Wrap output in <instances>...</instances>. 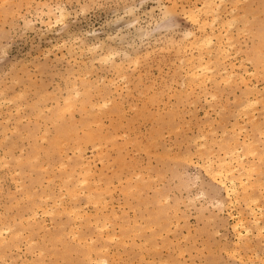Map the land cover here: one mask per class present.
<instances>
[{
	"label": "rangeland",
	"instance_id": "374dc122",
	"mask_svg": "<svg viewBox=\"0 0 264 264\" xmlns=\"http://www.w3.org/2000/svg\"><path fill=\"white\" fill-rule=\"evenodd\" d=\"M235 1L229 15L233 7L246 15L218 28L235 46L217 59L222 66L213 54L206 75L226 65L237 75L214 84L203 74L210 82L196 88L184 81L182 55L201 50L181 47L187 32L202 36L206 16L193 23L182 9L203 0H162L173 11L167 23L157 0H0V228L11 227L0 264H264V0ZM103 55L112 62H99ZM233 145L244 167L229 198L230 182L212 179L206 161ZM254 212L263 214L260 236ZM241 217L254 237L240 242Z\"/></svg>",
	"mask_w": 264,
	"mask_h": 264
},
{
	"label": "bare ground",
	"instance_id": "6f19581e",
	"mask_svg": "<svg viewBox=\"0 0 264 264\" xmlns=\"http://www.w3.org/2000/svg\"><path fill=\"white\" fill-rule=\"evenodd\" d=\"M158 1V3H157V5H158V10H160L161 12H162V15H163V22L164 23H167L168 22V20H170V19H168V15H169V17H171L170 15H172L173 14V11H172V9H170L169 10V8H167V6H165V4H164V2H162V0H157ZM167 1H171V0H167ZM178 1V0H177ZM190 1V0H189ZM230 1V0H229ZM229 1H226V0H203V7L201 8H196V7H189L187 10H186V8L184 7L182 10L184 11V14L193 22V23H197L198 22V15L200 14V13H203L204 14V16H206L205 17V19H203L200 23H199V31L201 32V35L202 36H198L197 34H195V33H193V32H187L185 35V37H186V40H187V43L189 44H186V45H183L182 47H181V49H182V51L183 50H185V49H187L189 46L192 48V47H195L197 50L198 49H200L201 51H202V49H203V51H205V50H207L205 53H203V52H199V54H198V56L196 57L194 54H192V52H191V56H189V57H186L185 55H182V61L184 62V63H186V66H188L187 67V70L185 71L186 73L185 74H183V75H185V76H187L189 79L188 80H184V81H187V83H188V81L190 82V83H194V84H196L197 83V85H193L194 87H198V88H200V85L199 84H204L205 85V77H208L207 75H206V73L207 72H209V74L210 75H212V73H210L211 72V69L213 68L214 70H215V62L217 61V59L219 60L220 58L219 57H221L222 59H227L228 57H229V55H230V51H229V53H228V49H231V47H233V45L235 44L234 43V41H233V34L231 33V36H230V30L229 29H227V30H229V33H227V30L223 27V28H221V29H219L218 30V28L219 27H221V26H225L226 24H227V26H229L230 28H232L233 26H234V24H236L235 22H237L238 20L237 19H239V18H236L237 16L239 17V16H243V18H244V15H246L245 14V12H243L244 13V15L242 14H236V8L237 7H233V9L232 8H230V14H231V16L229 15V13H228V11L226 10V3L227 2H229ZM235 1V0H234ZM174 2V1H173ZM239 2H241V1H238L237 2V0L235 1V4H234V2L232 3V2H230L231 4H234V6H238L237 5V3L239 4ZM177 4V3H176ZM175 2H174V6L173 7H175ZM230 4V5H231ZM156 5V6H157ZM172 6V5H171ZM177 6V5H176ZM183 5H181V7H182ZM233 6V5H232ZM133 8V7H132ZM176 8V7H175ZM244 8V7H243ZM249 8V7H248ZM135 9V8H134ZM134 9H130V11H129V13H133L134 11ZM157 9V8H156ZM174 9V8H173ZM241 9V8H240ZM59 10V13H60V17L61 18H65L66 16H67V11H66V9L65 8H59L58 9ZM175 10V9H174ZM232 10V11H231ZM172 11V12H171ZM153 12H154V10L153 11H151V13L150 14H153ZM225 12H226V14L228 13V16L229 17H231V19H227V17H226V14H225ZM251 12H252V10H251ZM171 13V14H170ZM238 13V12H237ZM253 13V12H252ZM262 13V12H261ZM260 13V14H261ZM225 14V15H224ZM248 15V14H247ZM223 16H225L226 18V20L228 21V22H226V20H224L223 19ZM261 16V15H260ZM150 17V16H149ZM253 17V16H252ZM251 17V19H253ZM248 18V17H247ZM255 18V17H254ZM60 19V18H59ZM245 19H246V16H245ZM248 20V19H247ZM240 21V20H239ZM246 21V20H245ZM262 22V21H261ZM238 24H240L239 22H238ZM238 24L236 25V27L238 26ZM263 24V23H262ZM245 25V22H244V24H243V26ZM246 25H249V24H246ZM244 26V27H248V28H250L249 26ZM226 26V27H227ZM243 26H241V27H243ZM165 27H167V28H169V26H165ZM228 27V28H229ZM240 27V28H241ZM236 29H239V27L238 28H236ZM251 29V28H250ZM142 30V29H141ZM208 30H209V32H208ZM221 30H226V32H224V33H222L221 32ZM243 30V28L240 30H238V31H242ZM248 30V29H247ZM246 30V31H247ZM168 31V30H167ZM243 31H245V29L243 30ZM249 31V30H248ZM232 32V31H231ZM151 34V33H150ZM256 35V34H255ZM147 36H148V34H147ZM261 39H263L262 37H261ZM87 46V45H86ZM92 46V45H91ZM235 46V45H234ZM255 47V46H254ZM99 48V47H98ZM204 48H205V50H204ZM259 48V47H258ZM258 48H257V50H258ZM88 49V48H87ZM97 49V48H96ZM180 49V48H179ZM180 49V50H181ZM91 50V49H90ZM93 50H94V48H93ZM195 50V49H194ZM193 49H192V51H194ZM197 50H195V51H197ZM83 51V50H82ZM102 51V50H101ZM259 51V50H258ZM262 51V50H261ZM91 52H92V50H91ZM198 52V51H197ZM229 55H228V54ZM108 54V53H107ZM213 54H216V59H215V57H214V59L216 60H213V61H215L214 63L212 62V56H215V55H213ZM205 55L207 56V57H205ZM112 56V55H111ZM102 58H98L99 59V62H106V61H108V62H110V60H109V58L105 55H103V56H101ZM110 57V56H109ZM230 57H232V56H230ZM97 58V57H96ZM96 58H95V60H96ZM111 58V57H110ZM113 59V58H112ZM93 60V59H92ZM91 60V61H92ZM221 60V59H220ZM263 61H261V60H259V62L261 61L262 63L264 62V59H262ZM97 61V60H96ZM186 61V62H185ZM222 61H224V60H221V62ZM98 62V61H97ZM112 62V61H111ZM110 62V63H111ZM212 62V63H211ZM218 63H219V61H217ZM216 62V63H217ZM115 63V62H114ZM114 63H112V64H114ZM217 63V64H218ZM226 63V62H225ZM261 63V64H262ZM93 64V63H92ZM213 64V66L214 67H211L210 65H212ZM216 64V65H217ZM114 65H116L117 66V63H115ZM219 65L220 66H222L220 63H219ZM119 66V65H118ZM185 66V67H186ZM218 66V65H217ZM227 66V65H226ZM226 66H224L223 68H221L220 70H216L217 72L219 71V73L220 74H214V76H221V74H225L224 76H226V78L228 77L229 79H233L232 77L234 76V67H232L231 69V71H230V69H228ZM241 66H242V64H241ZM79 67V66H78ZM92 67V66H91ZM122 67V66H121ZM240 67V66H239ZM181 68H182V66H181ZM184 68V67H183ZM230 68V67H229ZM237 68V67H236ZM186 69V68H185ZM184 69V70H185ZM212 69V70H213ZM256 70H257V68H255ZM237 70V69H236ZM86 71V70H85ZM79 73V72H78ZM214 73V72H213ZM238 73V72H237ZM187 74V75H186ZM203 74L205 75V77L203 78ZM242 73H240V75L238 74V77L239 76H241L240 78H239V80H240V82H241V79L243 80L244 79V75L245 74H242ZM209 75V79L211 78V79H213L214 78V76L213 77H211ZM235 75H237V74H235ZM259 75H261V74H259ZM71 76V75H70ZM202 76V78H200ZM223 76V77H224ZM84 77V76H83ZM222 77V78H223ZM221 78V77H220ZM225 78V77H224ZM224 78H223V80L222 79H218L219 81H224ZM237 78V77H236ZM83 79V78H82ZM208 79V81L207 82H210V80ZM228 79V80H229ZM84 80V79H83ZM102 80V79H101ZM226 80V79H225ZM238 80V81H239ZM88 81V80H87ZM213 83L215 84V82H216V80H214L213 79ZM234 82H236V80H233ZM226 82H228V83H230L229 81H226ZM226 82H223V83H225L226 84ZM84 83H86V82H84ZM101 83V82H100ZM212 83V84H213ZM217 83H221V82H218L217 81ZM245 83H247V82H245ZM183 84V83H182ZM202 84V85H203ZM75 84H73V87L75 88V86H74ZM184 85V84H183ZM187 85V84H186ZM191 84H189V86H190ZM210 85V84H209ZM188 86V88H190V89H192V87L190 86L189 87ZM217 86H219V85H217ZM187 87V86H186ZM249 86H247V88H248ZM251 87V86H250ZM74 88H72L73 90H74ZM78 88V87H77ZM205 88H206V86H205ZM241 88V87H240ZM247 88H246V90H247ZM86 89H88V87L86 88ZM248 89H250V88H248ZM254 88L252 87V89L251 90H253ZM256 89V88H255ZM254 89V90H255ZM76 90V89H75ZM79 90V89H78ZM88 90H90V89H88ZM186 91H187V89H185ZM184 90V91H185ZM251 90H250V92H251ZM82 91H84V89L82 90ZM186 91H185V94H187L186 93ZM192 91V90H191ZM194 91H195V88H194ZM215 91H216V89H215ZM86 92H88V91H86ZM85 91H84V93H86ZM90 92V91H89ZM205 91L204 90H202V93H204ZM206 92H207V90H206ZM205 92V93H206ZM253 92V91H252ZM256 92H258V90L256 91ZM260 92V91H259ZM70 93V92H69ZM68 93V94H69ZM71 93H73V92H71ZM75 93H78V94H80V92H78V91H76ZM204 93V94H205ZM262 92H260V95H262L261 94ZM67 94V95H68ZM77 94V98H78V96H80V95H78ZM199 94V93H198ZM251 94V93H250ZM250 94H249V96H250ZM258 95H259V93H257ZM257 94L255 95V98H256V96H257ZM92 95V94H91ZM188 95V94H187ZM193 95H194V93H193ZM201 95V94H200ZM209 95V94H208ZM212 95V94H211ZM69 96L72 98V94L70 95L69 94ZM74 96H76L75 94L73 95V98H76V97H74ZM109 96V95H108ZM107 96V97H108ZM197 96V95H196ZM214 96H216V95H214V93H213V97ZM262 97H264L263 95H262ZM67 98H68V96H67ZM76 98V99H77ZM240 98V97H239ZM198 99V98H197ZM69 100V99H68ZM68 100H66V103L68 104L67 106H68V108L70 107V105H72L73 104V102H68ZM238 100V99H237ZM255 101L257 100L258 101V99H254ZM253 101V100H252ZM260 101V100H259ZM80 102H81V100L78 102L79 104H80ZM83 102V101H82ZM107 102H110L109 100L107 101ZM106 102V103H107ZM248 102V101H247ZM251 102V101H250ZM249 102V103H250ZM71 103V104H70ZM100 103V102H99ZM99 103H97V105H99L98 107H100L101 105L99 104ZM102 103H105V101L104 102H102ZM101 103V104H102ZM254 103H256V102H254ZM82 104V103H81ZM108 104H110V103H108ZM248 104V103H247ZM247 104H244V105H247ZM251 104V103H250ZM256 104H258V102L256 103ZM74 105V104H73ZM84 105V104H83ZM75 106H76V104H75ZM106 106H107V104H106ZM65 107V106H64ZM84 107V106H83ZM102 107H103V105H102ZM102 107H100V108H102ZM244 107V106H243ZM66 108V107H65ZM81 108V107H80ZM87 108V107H86ZM104 108H105V106H104ZM245 108H246V106H245ZM71 109V108H70ZM82 109H85V108H82ZM88 109V108H87ZM248 109V108H247ZM69 110V109H68ZM237 111H239L238 113H240V115H241V110L239 109V110H237ZM245 111H248V110H245ZM245 111H243V112H245ZM94 114H96L95 112H93ZM237 113V112H236ZM247 113V114H246ZM246 113H242V115L243 114H246V115H243V117L244 116H247L246 117V119L247 118H249L250 119V122L253 120V119H251L248 115H250V114H252V113H248V112H246ZM93 114V115H94ZM87 115H90V114H87ZM237 115H239V114H237ZM239 115V116H240ZM239 116H238V118H239ZM253 118H254V120H253V123L255 122L256 124H257V122L255 121V116L253 115ZM249 119H247L248 120V122H249ZM246 120V121H247ZM223 121V120H222ZM238 122V121H237ZM237 122H236V124H235V126H234V129H236V125H237ZM235 123V122H234ZM244 123V122H243ZM101 124V123H100ZM86 125V124H85ZM101 126V125H100ZM170 126V125H169ZM242 126V124H240V127ZM158 128H159V126H158ZM244 127H242L241 129H243ZM161 129V128H160ZM210 129V128H209ZM212 129V128H211ZM233 129V130H234ZM245 129V128H244ZM243 129V130H244ZM159 130V129H158ZM242 130V131H243ZM211 131V133L212 132H215V134H216V131H212V130H210ZM209 131V132H210ZM224 131V134H225V131H227L226 129L225 130H223ZM222 131V132H223ZM237 131H239V130H237ZM233 132H235V130L233 131ZM239 132H241V130L239 131ZM242 133V132H241ZM240 133V134H241ZM75 134V133H74ZM223 134V133H222ZM223 134V135H224ZM232 135H234V134H232ZM5 136V135H4ZM222 137V136H221ZM238 137H239V135H238ZM237 137V138H238ZM233 138V137H232ZM237 138H234V139H236V140H239V139H237ZM219 139H221L222 140V138H220L219 137ZM220 140V141H221ZM224 140V139H223ZM216 141V137H215V140L214 141H212V142H215ZM228 141V140H227ZM226 141V142H227ZM231 141V140H230ZM222 142V141H221ZM225 142V141H224ZM225 142V143H226ZM239 142V141H238ZM238 142H236V143H238ZM219 143V142H218ZM227 143H229V142H227ZM231 143V142H230ZM235 143V142H234ZM223 144V142L222 143H219V145L221 146ZM233 144V143H232ZM230 145V144H229ZM60 146V145H59ZM203 146H205V148H206V144H204ZM223 146V145H222ZM232 146V145H231ZM235 145H233V147H231V149H230V151H228L227 152V150L228 149H226V153L224 154L225 155V157H217V158H210L209 157V155H208V157L210 158V159H208L207 157V161L206 162H208L207 164L208 165H206L207 166V168H208V172L211 174H209L210 175V177L212 178V177H214V180L216 181V179L215 178H219V179H221V178H223L226 182H230V186H228V184H227V188L225 187L226 186V184H225V181L222 179L220 182H219V180L217 181V182H219L220 184H222V185H224V189L226 190L227 189V196L229 197V198H232L231 196H234V195H236L237 193V189L238 188H236L237 187V185H236V183H235V176H234V173L235 172H237V171H239L240 172V169H242L243 167H244V165L241 163V160H240V158H241V156L240 155H242V154H238L239 153V151H238V148H236V146L234 147ZM196 147H198V145L196 146ZM213 147V146H212ZM219 147V146H218ZM237 147H239L238 145H237ZM79 148V147H78ZM77 148V149H78ZM219 148H221V147H219ZM76 149V150H77ZM225 149V148H224ZM224 149H223V151H224ZM243 149V148H242ZM73 150V149H72ZM80 150V149H79ZM211 150V149H210ZM209 150V151H210ZM75 151V150H74ZM213 151H214V149H213ZM64 152V151H63ZM80 152V151H79ZM215 152V151H214ZM214 152H212L213 154H214ZM222 152V151H221ZM251 153H252V151H250ZM247 153V152H246ZM195 154H201V153H195ZM202 154H203V152H202ZM201 154V155H202ZM212 155V154H211ZM215 155V154H214ZM264 155V154H263ZM84 156V155H83ZM189 156V154L187 153V156L186 155H184V157L186 158V157H188ZM245 156V155H244ZM244 156H242V158L244 157ZM183 157V156H182ZM164 158V157H163ZM185 158H183V159H185ZM206 158H205V160H206ZM188 160H190L191 162H192V157H188L187 158ZM187 159H185L184 161H187ZM216 159H217V161H216ZM261 159V158H260ZM3 160V159H2ZM35 160V159H34ZM176 160V159H175ZM262 160V159H261ZM190 161H188L189 163H190ZM205 162V161H204ZM205 162V163H206ZM217 162V163H216ZM234 162H236L237 163V166H233V164H235ZM203 163V162H202ZM215 164V165H214ZM252 166H253V164H251ZM203 166V165H202ZM206 166H203V168H206ZM250 166V165H249ZM249 167V168H251V169H254L253 167ZM249 168H248V170H245L246 172L247 171H249ZM250 169V171H252ZM205 170V169H204ZM87 171H89V170H87ZM206 172V171H205ZM250 173V172H249ZM251 174V173H250ZM244 175V174H243ZM252 176V174L250 175V177ZM241 177V179H242V175L240 176ZM244 177H246V176H244ZM155 179V178H154ZM156 179H157V177H156ZM213 179V178H212ZM131 180V179H130ZM239 182H241L240 184H241V186L242 185H244V183H246V181H244V180H238ZM247 181H248V179H247ZM250 182V181H249ZM252 183V182H251ZM248 184V183H247ZM248 185H250V184H248ZM247 185V186H248ZM240 186V185H239ZM251 187L253 186V184H251L250 185ZM254 187V186H253ZM242 189V188H241ZM241 189H240V191H241ZM246 189V188H245ZM247 189H249V188H247ZM246 189V190H247ZM253 189V188H252ZM245 190V191H246ZM130 191V190H129ZM250 191V190H249ZM248 191V192H249ZM250 194V193H249ZM29 195V194H28ZM43 196H45V197H47L48 196V194H47V196L45 195V194H42ZM40 196L39 198L41 199V197H43V196ZM27 196V195H26ZM30 196V195H29ZM92 197V196H91ZM27 198H29L28 196H27ZM31 198V197H30ZM244 198H246V195L244 196ZM44 199H46V198H44ZM48 199V198H47ZM50 199V198H49ZM54 199V198H53ZM257 199V198H256ZM57 201V199H54V201ZM71 200H72V197H71ZM236 200H238V198L236 199V196H235V199H234V201L236 202ZM255 200V199H254ZM258 201H259V199H257ZM53 201V203L55 204V202ZM230 201V200H229ZM240 201V200H239ZM249 201V200H248ZM247 201V203L249 204H247V206L246 207H248V206H250V201H253V199L252 200H250L249 202ZM258 201H253V204L256 202V203H259ZM59 202V201H58ZM233 202V201H232ZM231 202V203H232ZM52 203V204H53ZM242 203V202H241ZM51 204V205H52ZM56 204H57V202H56ZM56 204L54 205L55 206V208H56ZM60 204V203H59ZM58 204V205H59ZM220 204V203H219ZM251 204H252V202H251ZM260 204V203H259ZM50 205V206H51ZM61 205V204H60ZM96 205V204H95ZM255 205V204H254ZM258 205V204H257ZM39 206V205H38ZM245 206V205H244ZM261 206V205H260ZM260 206H257L258 208L260 207ZM41 207V206H40ZM45 207V206H44ZM254 207V206H253ZM49 208V207H48ZM52 206L49 208L50 210H49V212H51V214L53 213L54 214V212H55V210H53L52 211ZM65 208V207H64ZM256 208V207H255ZM261 209H263L262 208V206L260 207ZM40 209V208H39ZM41 209L43 210V208L41 207ZM74 209V208H73ZM261 209L259 210L260 212H261ZM45 210H47V207H46V209ZM45 210H43V213H44V211ZM66 210V209H65ZM68 210V209H67ZM72 210V209H71ZM251 210V209H250ZM256 210V209H255ZM252 212H253V210H251ZM250 211V212H251ZM258 211V212H259ZM46 212V211H45ZM48 212V213H49ZM70 211H68V213H69ZM72 212H76V211H71L70 213H72ZM80 212V211H79ZM21 213V212H20ZM56 213V212H55ZM255 214L253 215V220H252V224L254 225V226H256V231L258 232H256V235L257 234H259V236L260 235H262V231H263V228H262V226L263 225H261V227H260V224H261V222H260V220L258 219V217H261V215L263 216V214H261V213H259V216L257 217L256 216V213L257 212H254ZM45 214V213H44ZM52 214V215H53ZM58 214H60V213H58ZM32 215V214H31ZM46 215H47V213H46ZM61 215V214H60ZM76 215V214H75ZM88 215V214H87ZM1 216V215H0ZM5 216V215H4ZM33 216V215H32ZM82 217V215H79L78 217ZM77 217V216H76ZM75 216H74V218H76ZM15 217H13V219H14ZM83 218V217H82ZM244 218V217H243ZM262 218V217H261ZM9 219V218H8ZM81 219V218H80ZM245 219V218H244ZM244 219H242V217L241 218H239L237 221H236V225H234L233 227H234V230L236 231L237 230V232H236V234H237V236H238V239H239V241L241 242L242 240H243V237L244 236H246V235H248L249 236V238H251L250 236L252 235L251 233V227L250 226H247V224H246V222H245V220ZM249 219V218H248ZM77 220V219H76ZM250 220V219H249ZM24 221V220H23ZM246 221H247V219H246ZM4 223V222H3ZM91 222H89V224H90ZM80 224V223H79ZM5 225V224H4ZM96 225H97V223H96ZM3 226V225H2ZM8 226V225H7ZM75 226V225H74ZM87 226V225H86ZM102 226V225H101ZM100 226V228H102ZM13 227V226H12ZM25 227V226H24ZM264 227V226H263ZM6 228H8V227H6ZM9 228H11V227H9ZM5 229V227H4V229H3V227L2 228H0V238H2V236L4 235V234H7V233H9V230L10 229ZM77 228V227H76ZM79 228V227H78ZM96 228H98L97 226H96ZM260 228H262V229H260ZM73 230V229H72ZM77 230V229H76ZM80 230V229H79ZM101 230V229H100ZM262 230V231H261ZM24 231V230H23ZM21 231H18V233H20ZM77 232H78V230H77ZM251 232V233H250ZM262 232V233H261ZM24 233V232H23ZM26 233V232H25ZM137 233V232H136ZM245 233V234H244ZM47 234V233H46ZM249 234H251V235H249ZM8 235V234H7ZM11 235V234H10ZM9 235V236H10ZM17 235H19V234H17ZM256 235H255V237H256ZM76 236V237H75ZM5 237V236H4ZM12 237V236H11ZM18 237V236H17ZM74 237L75 238H78L77 237V233H76V235H74ZM252 237H254L253 235H252ZM4 239V238H3ZM58 239V238H57ZM83 239V238H82ZM81 239V240H82ZM92 239V238H91ZM120 240V239H119ZM247 240H248V238H247ZM251 240V239H250ZM5 241V240H4ZM7 241V240H6ZM33 241V240H32ZM85 241V240H84ZM127 241V240H126ZM249 241V240H248ZM0 244H2V242H3V240L1 241L0 240ZM51 242V241H50ZM36 243V242H35ZM145 243V242H144ZM91 243H89V245H90ZM249 244V246H250V248H253V245L252 244H250V243H248ZM92 245V244H91ZM126 245H127V243H126ZM87 246H88V244H87ZM254 246H257V244H255ZM77 248V247H76ZM31 249V248H30ZM256 249V248H255ZM254 250V249H253ZM40 251V250H39ZM239 252V251H238ZM39 253V252H38ZM42 252L40 251V254H41ZM253 253V252H252ZM252 253H251V255H252ZM254 253H257L255 250H254ZM41 255H43V254H41ZM242 256H243V254H242ZM3 257V256H2ZM97 258V257H96ZM243 258V257H242ZM253 258V257H252ZM251 258V259H252ZM98 259V258H97ZM251 259H248V261L249 260H251ZM258 259V258H257ZM104 259H101V260H97L98 262L100 261V262H102ZM253 260V259H252ZM251 260V261H252ZM94 261H95V259H94ZM96 261V262H97ZM256 261V260H255ZM262 261H264V260H262ZM95 262V263H96ZM253 262V261H252ZM102 263H106L105 261H103ZM250 263V262H249ZM254 263V262H253ZM253 263H251V264H253ZM40 264H42V263H40ZM97 264H101V263H97ZM244 264H246L245 262H244ZM255 264V263H254Z\"/></svg>",
	"mask_w": 264,
	"mask_h": 264
}]
</instances>
